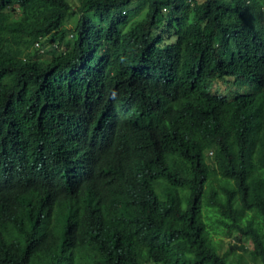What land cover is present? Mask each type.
I'll list each match as a JSON object with an SVG mask.
<instances>
[{
    "label": "trees",
    "instance_id": "trees-1",
    "mask_svg": "<svg viewBox=\"0 0 264 264\" xmlns=\"http://www.w3.org/2000/svg\"><path fill=\"white\" fill-rule=\"evenodd\" d=\"M260 29L264 0H0V159L22 149L32 176L17 186L23 194L38 188L31 207L2 236L8 247L0 254V264H80L87 250L101 252L98 264H141L147 259L164 264H264V172L251 163L264 162L262 141L252 148L256 156L249 151L254 137L263 133L246 130V145L220 134L208 160L184 151L163 157L174 211L193 212L197 227L181 237H165L161 223L174 219L170 212L161 213L147 228L155 250L132 246L113 235L105 222L100 234L58 238L65 220H75L90 204L95 208V202L89 200L91 194L74 191L75 202L67 204L60 193L44 189L60 124L100 104L103 78L116 66L161 56L173 77L202 79L216 66L222 72L226 63L232 64L231 54L258 46L251 37ZM172 31L175 41L160 50L154 39ZM37 41L41 48L34 46ZM229 108L232 116L250 113L239 107L238 99ZM153 117L148 114L139 123L151 125ZM232 126L239 125L231 121ZM201 173L203 180L197 178ZM104 182L122 190V200L132 193V186L123 190L117 177ZM100 191L105 193L103 183ZM50 206L68 214L54 218ZM158 209L156 202L149 217ZM202 212L214 229L207 228ZM220 232L236 238L224 252L214 240ZM247 240L253 241L251 247ZM179 241L180 248L169 249V242Z\"/></svg>",
    "mask_w": 264,
    "mask_h": 264
},
{
    "label": "clouds",
    "instance_id": "clouds-1",
    "mask_svg": "<svg viewBox=\"0 0 264 264\" xmlns=\"http://www.w3.org/2000/svg\"><path fill=\"white\" fill-rule=\"evenodd\" d=\"M157 32L154 30V34ZM251 39L258 46L231 54L232 64L226 63L222 72L218 65L202 79L173 77L167 71L166 58L161 56L131 66H116L104 76L103 86L98 91L100 104L86 114L77 113L73 120L65 118L58 128L59 144L56 156L49 160V183L44 189H48V193H60L67 204L75 202L71 198L74 191L91 194L89 200L95 202V208L90 204L85 210L80 209L75 220H65L58 230L63 235L55 234L58 238L100 234L105 222L113 235L128 239L132 246L140 244L155 250L147 228L155 225L161 213L170 212V218L174 219L161 223L165 237L172 234L181 237L197 227L193 212L178 215L174 211V193L162 159L172 151H184L187 156L202 155L208 160L216 151L218 135L246 145V130L263 133L254 137L250 154L255 155L252 148L261 141L259 150L261 155L264 153V29L256 31ZM174 41L173 31L170 35L163 33L162 40L154 39L162 51ZM34 46L41 48L38 41ZM103 66L102 75L107 63ZM233 99H238L239 107L250 109V113L232 116L229 103ZM148 114L154 116L153 123L140 124ZM90 115L94 117L89 120ZM231 121L237 123L238 128L231 127ZM242 151L246 153V147ZM25 155L21 149L0 159V246L3 248L0 254L8 247L2 236L12 229L10 224L18 222L31 207L38 191L27 185L30 191L23 194L18 188L32 176L27 170ZM251 163L259 165L261 173L264 172V162L251 160ZM112 177L122 180L123 190L132 186L126 200L121 199L122 190L117 189L116 184V189L105 185L104 181ZM197 178L203 180V173ZM156 202L158 212L149 217V208ZM50 212L54 218L68 214L64 208L57 210L54 206H50ZM202 220L207 228L211 226L203 212ZM88 230L91 233L85 232ZM225 239L230 247L236 238L233 233L220 232L215 236L221 252L226 251L222 245ZM169 243V249L174 250L182 245L181 241ZM245 243L251 247L253 241ZM101 257V252L87 250L80 264H98ZM149 263L164 264L154 259L141 264Z\"/></svg>",
    "mask_w": 264,
    "mask_h": 264
},
{
    "label": "rangeland",
    "instance_id": "rangeland-1",
    "mask_svg": "<svg viewBox=\"0 0 264 264\" xmlns=\"http://www.w3.org/2000/svg\"><path fill=\"white\" fill-rule=\"evenodd\" d=\"M73 25V24H71ZM250 245V243H248ZM222 245H223V248H225V250L229 249V245H227V239H225L223 242H222ZM245 254V253H243ZM149 264H153V263H149Z\"/></svg>",
    "mask_w": 264,
    "mask_h": 264
}]
</instances>
